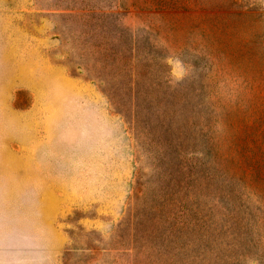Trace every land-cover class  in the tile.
I'll use <instances>...</instances> for the list:
<instances>
[{
    "label": "rangeland",
    "instance_id": "374dc122",
    "mask_svg": "<svg viewBox=\"0 0 264 264\" xmlns=\"http://www.w3.org/2000/svg\"><path fill=\"white\" fill-rule=\"evenodd\" d=\"M0 264H264V0H0Z\"/></svg>",
    "mask_w": 264,
    "mask_h": 264
}]
</instances>
